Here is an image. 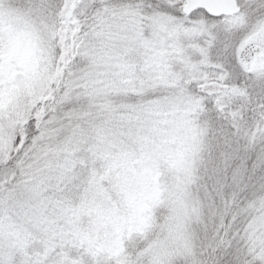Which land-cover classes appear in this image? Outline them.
I'll list each match as a JSON object with an SVG mask.
<instances>
[{"label":"snow or ice","instance_id":"6c2138e0","mask_svg":"<svg viewBox=\"0 0 264 264\" xmlns=\"http://www.w3.org/2000/svg\"><path fill=\"white\" fill-rule=\"evenodd\" d=\"M0 264H264V0H0Z\"/></svg>","mask_w":264,"mask_h":264}]
</instances>
